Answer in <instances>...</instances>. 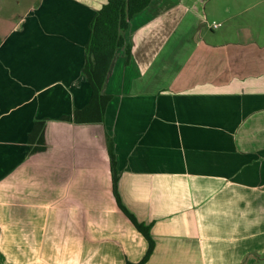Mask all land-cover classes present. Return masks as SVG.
<instances>
[{"label":"crops","instance_id":"1","mask_svg":"<svg viewBox=\"0 0 264 264\" xmlns=\"http://www.w3.org/2000/svg\"><path fill=\"white\" fill-rule=\"evenodd\" d=\"M208 1L153 0L132 18L97 123L74 111L92 94L86 45L107 0H39L6 28L0 17V264L143 260L150 243L118 204L109 135L122 200L155 241L143 264L264 256V72L239 69L253 53L243 39L213 41L225 19ZM37 120L46 148L33 152Z\"/></svg>","mask_w":264,"mask_h":264},{"label":"trees","instance_id":"2","mask_svg":"<svg viewBox=\"0 0 264 264\" xmlns=\"http://www.w3.org/2000/svg\"><path fill=\"white\" fill-rule=\"evenodd\" d=\"M153 0H107L98 9L90 21L91 34L86 45V59L83 73L89 81L92 94L89 102L82 108L74 111L76 122H103L105 120L107 106L113 95L105 92V84L108 79L115 56L119 49L126 45L124 32L130 25L132 18L144 10ZM2 38L0 36V42ZM131 53V45H127V54ZM33 141L37 139L42 143L32 149L33 152L42 151L46 147V126L43 120H37L30 133ZM108 151L110 155L111 169L113 172L114 193L119 206L131 218L136 227L149 240V249L146 256L139 263L128 261L127 264H143L153 251L154 238L151 227L129 210L122 200L119 192V173L117 168V156L113 137L108 136Z\"/></svg>","mask_w":264,"mask_h":264},{"label":"rangeland","instance_id":"3","mask_svg":"<svg viewBox=\"0 0 264 264\" xmlns=\"http://www.w3.org/2000/svg\"><path fill=\"white\" fill-rule=\"evenodd\" d=\"M39 0H0V17L3 18L2 27L6 28L18 16L24 13L31 5ZM226 6L225 15L218 8ZM209 17L221 18L222 27L215 33L209 31L210 37L215 42L225 43L242 40L243 45H247L244 53L252 47V59L247 61L246 55L243 62H238L240 70L253 76L258 75V71L264 72V0H209L207 2ZM217 40H214V37ZM254 41H250V38ZM247 39L249 40L246 43ZM246 52V53H247ZM245 74V75H246ZM264 74V73H263ZM262 79V77H261ZM257 264H264V256Z\"/></svg>","mask_w":264,"mask_h":264},{"label":"built area","instance_id":"4","mask_svg":"<svg viewBox=\"0 0 264 264\" xmlns=\"http://www.w3.org/2000/svg\"><path fill=\"white\" fill-rule=\"evenodd\" d=\"M218 25H219V24L215 23V24H214V27H217Z\"/></svg>","mask_w":264,"mask_h":264}]
</instances>
